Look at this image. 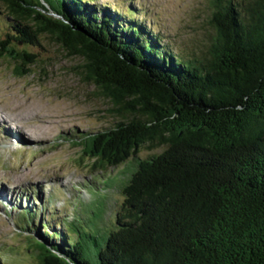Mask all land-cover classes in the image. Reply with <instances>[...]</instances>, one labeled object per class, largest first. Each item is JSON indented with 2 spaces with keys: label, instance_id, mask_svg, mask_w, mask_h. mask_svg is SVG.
Here are the masks:
<instances>
[{
  "label": "trees",
  "instance_id": "obj_1",
  "mask_svg": "<svg viewBox=\"0 0 264 264\" xmlns=\"http://www.w3.org/2000/svg\"><path fill=\"white\" fill-rule=\"evenodd\" d=\"M0 3L12 29L0 38V59L27 75L39 59L25 47L43 35L83 56V74L116 120L73 141L93 169L127 164L110 221L97 201L58 228L54 213L53 222L40 213L46 242L36 245V264H264V0H213L214 35L200 54L163 43L132 8ZM144 145L159 151L141 156ZM28 211L33 227L23 230L33 232Z\"/></svg>",
  "mask_w": 264,
  "mask_h": 264
},
{
  "label": "rangeland",
  "instance_id": "obj_2",
  "mask_svg": "<svg viewBox=\"0 0 264 264\" xmlns=\"http://www.w3.org/2000/svg\"><path fill=\"white\" fill-rule=\"evenodd\" d=\"M94 1L124 13L136 10L163 43L185 54H200L214 35L213 0ZM10 26L0 3V38ZM25 48L39 59L27 75L16 74L13 62L0 59V194L6 191L0 195L1 264L38 263L36 245L46 242L39 233L42 211L52 222L50 214H55L58 228L60 218L84 219L86 207L97 201L99 208L106 206L104 219L110 221L123 198L119 183L127 176V164L93 169V160L73 141L75 132L102 129L116 120L109 99L83 74V56L70 54L48 35L41 36L40 45ZM157 151L144 145L138 154ZM29 208L36 211L38 231L23 230L33 227Z\"/></svg>",
  "mask_w": 264,
  "mask_h": 264
},
{
  "label": "water",
  "instance_id": "obj_3",
  "mask_svg": "<svg viewBox=\"0 0 264 264\" xmlns=\"http://www.w3.org/2000/svg\"><path fill=\"white\" fill-rule=\"evenodd\" d=\"M45 13L57 18V19H61L63 21H65L66 23H68L69 25H71L72 27H74L75 29H78L76 28L73 24H71L67 19H65L63 16H61L60 14L54 12L52 9H48V10H44ZM40 250V249H39Z\"/></svg>",
  "mask_w": 264,
  "mask_h": 264
},
{
  "label": "bare ground",
  "instance_id": "obj_4",
  "mask_svg": "<svg viewBox=\"0 0 264 264\" xmlns=\"http://www.w3.org/2000/svg\"><path fill=\"white\" fill-rule=\"evenodd\" d=\"M4 192H6V191H4ZM4 192H3V193H1L0 195H3V194H4Z\"/></svg>",
  "mask_w": 264,
  "mask_h": 264
}]
</instances>
